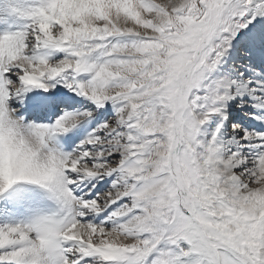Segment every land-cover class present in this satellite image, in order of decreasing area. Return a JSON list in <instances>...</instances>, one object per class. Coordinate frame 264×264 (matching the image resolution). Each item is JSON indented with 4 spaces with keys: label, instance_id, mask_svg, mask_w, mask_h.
<instances>
[{
    "label": "snow or ice",
    "instance_id": "6c2138e0",
    "mask_svg": "<svg viewBox=\"0 0 264 264\" xmlns=\"http://www.w3.org/2000/svg\"><path fill=\"white\" fill-rule=\"evenodd\" d=\"M0 264H264V0H0Z\"/></svg>",
    "mask_w": 264,
    "mask_h": 264
}]
</instances>
